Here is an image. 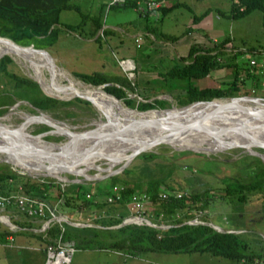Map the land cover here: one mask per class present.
<instances>
[{
    "label": "rangeland",
    "instance_id": "obj_1",
    "mask_svg": "<svg viewBox=\"0 0 264 264\" xmlns=\"http://www.w3.org/2000/svg\"><path fill=\"white\" fill-rule=\"evenodd\" d=\"M71 1L78 5L79 10L62 8L59 11V21L62 25L55 26L59 37L53 44L44 47L52 58L43 52V55L27 56V60L25 61L20 57L10 56L9 53H4L13 59L15 63L14 67L23 74L31 78L40 75L47 79L59 80L63 86H68L66 87L68 89L70 88V92H77V88H75V86H70L68 83L71 78L85 86L101 88L105 83L92 84L90 82H85L71 72L76 71L92 74L89 72L93 70L98 75L105 77L108 81L106 83L116 85L115 82H119L124 85L125 90L123 92H125L127 96L134 98V105L138 100H143V98L138 96V93H140L149 95L147 98L148 100L154 97L161 98L164 101L158 100V102H162L163 105L168 103L164 107H178L181 104L178 103V96H176V94L184 93L187 78L197 87L203 85L217 86L221 83H219L218 79L214 76L217 71L216 66L208 72L211 73V76L207 75V77H209L205 82L203 80L201 81V79L196 80V76L194 75L190 77L173 76L167 80L161 79L160 76L165 74L164 71L169 64H182V59L175 56V53L172 52L175 50V48H173L175 41L186 40L189 43L187 47L189 49L191 44L193 45L192 47H198L194 43L195 39H193L196 37L197 33L201 34L200 39L204 37L209 39L210 42L212 38L215 37L219 42L226 41L229 45L228 49L236 50L238 63H243L244 65L249 64L248 60L252 54L255 53L257 56L264 54V0H248L242 3H239L238 0H174L177 3L174 4L171 9L166 8L164 13L161 11H158L156 14L151 12L148 13L146 17L143 14H146L149 9L141 11L146 13H141L139 10H136L135 5L139 0H127L128 4L120 3V5H109V7L104 4L103 0ZM128 1L134 3V8H132V5ZM250 2L254 4L252 7L247 8L246 12L239 14L230 12L233 5L235 7V12L238 10V7H245L249 5ZM98 11H100V26H115V28H110L111 32L105 31V35H100L98 38L99 41L93 39V36L87 37V34L83 36L89 24V19L84 14H82L84 17L80 14H97ZM76 22L80 24L77 29H73V26H63V24H74ZM79 31H82L81 34H79ZM0 36L2 37L4 35ZM150 43H157L158 46H149ZM160 51L161 53H159ZM200 53L201 50L199 54ZM208 55L212 54L208 53ZM220 55L218 59L219 62H222L225 58L222 53ZM126 57L131 58L132 64H134L131 68H127V71H125L124 65L122 66L124 61H122V64L120 63V59H125ZM185 57L184 59H187L189 56ZM189 59H191V57ZM27 62L37 65L30 67V64L28 63V65ZM224 68L225 67L221 69V72L226 70ZM246 69L241 73L244 74V84L243 86L241 84V87H243L246 92L250 93L245 95L258 96V100L261 101H254L256 105L250 106L254 109L264 110L263 82L259 78L253 82L251 80V75H249L251 73L246 75ZM67 74L70 78L67 77ZM222 79L223 78H221V80ZM131 83L135 84L132 85ZM252 85H254V93L250 90ZM135 92L138 93L136 94ZM238 95L242 94L238 92V94L234 96ZM215 98L230 100L227 96ZM118 99L126 105L122 98ZM245 101L253 102L251 99H245ZM89 102L90 104L88 106L90 109L77 103V105H71L74 112L65 116L58 112L44 111L37 108L33 109L30 108L28 104H19L18 101H16L10 104L7 110H5L7 113L0 115V120L8 124L10 130H16L18 133L13 134L4 130L2 131L3 133L0 134V138L4 140H19L26 143L28 140L22 139H32L36 142L43 139L42 141L48 143H61L66 139V136L62 134V129H60L58 133H56V131H53V133L45 132L44 135H35V133L52 128L48 125L49 122L63 125V127L73 131H80L92 127L96 121H99V118L103 117L104 114H108V107L110 106L94 103L93 101ZM111 102L116 103L115 105H111V107L118 106L121 108V106L117 105L119 104L118 101ZM205 104L206 103H196L186 110L196 109ZM130 108L137 109L135 106ZM121 109L126 111L123 108ZM98 113L102 116L100 117ZM32 115H44L49 119H26L21 121L22 117H29ZM105 117L107 118V116L104 115L103 118L106 119ZM40 123L47 124L49 128L43 130L39 129V127L43 125ZM0 126H2L1 123ZM242 148L243 147L240 146H230L219 149V151L212 150L213 153L209 152L211 150H203L205 153L202 152L198 155L192 152L199 151L188 148L177 149L168 143L160 142L148 149L158 153V156L149 159L140 155V152H142L140 151L128 159L125 165L122 166V168L127 166L131 167L134 169L133 171L121 172L122 168H120V165L125 160L120 159L109 168L114 171L111 174L104 175L106 173L105 170L88 168L86 172L88 175L90 174L91 176L95 175L98 177L89 178V176H87L88 178H84L79 174L62 171L61 174L65 178L62 182H66L71 178H76L78 181H84L85 184H90L91 190L92 187L93 190H100L96 186L99 184L101 187L104 182L110 181V176L112 174L117 173L115 177L117 182L119 181L120 177L118 174L120 173V176L124 179H135L139 175H143L144 178L147 170L140 171V168H143L140 166L145 164L153 171H156L157 163L163 167L174 163L176 166L172 170L169 178H167V183L170 184L173 189L177 190L178 193H181L182 190L187 193H192L207 189L209 198H215L211 199L209 203L206 204L204 211L201 212L196 210V216L188 219V221H204L201 219L203 216H199L202 214L205 215L207 221L217 224L222 228L236 224L240 227L236 230L243 231L245 236L252 241L258 240V237L251 233V231H256L264 240L259 233V231L264 232V216L261 211L264 198L260 196L258 189H255L254 192L247 195V198L243 201H237L234 197L233 199H229L219 196L222 191V180L225 177H233L245 181L261 180L259 174L252 172L255 169L253 170L249 164L257 162L255 159L258 157L264 163V158ZM130 150L129 148L120 150L116 148L114 151L111 150V152L106 153L107 156H111L110 158H105V156H103L102 158L99 157L94 162L102 169H105L108 166V162L115 160L116 157H126ZM181 150H191V152L178 154L177 151ZM259 151L264 152V150ZM244 155L247 158L244 159ZM94 157V154L89 156V158ZM4 163H7V166H10L13 170L21 174L25 173L32 176L41 175L58 180L52 174L42 175L40 172L35 173L32 170H24L12 162L5 160L0 153V165L3 166ZM92 163L93 162H89L88 164ZM57 164H60V162H55V165ZM79 167H83V165ZM250 169H252V171H250ZM247 171L252 173L248 174L246 173ZM94 181L97 182L95 185L92 184ZM219 188H221V190H219ZM142 194H144V192H142ZM129 204L130 202L127 203L128 208ZM123 206L124 208L121 206V212L126 209L125 211L129 214L130 209H127L126 203L123 204ZM141 206L144 216L148 219L153 218L151 217L153 213V204L145 198ZM53 210L56 214L62 215L61 211L57 209ZM125 211L124 213H126ZM67 214L68 212L64 214L66 218L61 221L63 226L64 224H71L72 226L78 227L85 224L94 227L92 223L96 214L91 210H73L69 214L72 218H68L69 216ZM127 216H125V218ZM66 219L84 224H72ZM101 221L102 220H100V222ZM144 224L151 225V223L147 222H144ZM154 224L159 225V228H166L169 225L163 222H154ZM154 224L152 225L154 226ZM92 234L93 230L90 228L88 233H85L88 237H86L84 241L87 242L82 241L81 246L78 244L75 245L72 242L65 243L68 244L67 246L71 247L66 264H264V255L254 261L252 259L253 262H247L242 259L237 260L221 255H214L207 251L196 250L191 253L193 257L186 260L185 256L190 254L191 251L167 252L144 249L133 250L126 247H92L93 245L99 244L98 242L101 241L98 238L93 239ZM40 236L42 238L34 234H28V240L20 242L17 239H6L0 235V264H41L42 260L44 262L45 242L43 236ZM55 246L52 247L58 250L63 245L58 243ZM254 248H256V245H253V249ZM147 256L152 257L151 260L145 259Z\"/></svg>",
    "mask_w": 264,
    "mask_h": 264
},
{
    "label": "trees",
    "instance_id": "obj_2",
    "mask_svg": "<svg viewBox=\"0 0 264 264\" xmlns=\"http://www.w3.org/2000/svg\"><path fill=\"white\" fill-rule=\"evenodd\" d=\"M243 1L248 0H238L239 3ZM128 2L134 5L132 1ZM125 3L128 4L127 0H124L122 4ZM253 4L254 3L250 2V4L245 7H238V10L235 12V7L233 5L230 12H233V14L244 13L247 8L252 7ZM62 8L79 10L78 5L71 0H0V35L7 36L21 45L31 44L34 47L41 48L51 45L58 38V31L55 26L62 25L59 21V11ZM158 8H160L163 13L166 9L163 4L159 5ZM80 14H84L89 19V24L83 36H85V34L88 36L94 35L101 25L100 11H98L97 14ZM84 15H82V17H84ZM78 22L74 24H63V26H73V29H77L80 26ZM105 31L104 29L103 34ZM81 32L82 31H79V34H81ZM95 38L98 39L99 35H96ZM2 41L3 43H0V114H3L9 105L16 101H18L19 104H28V106L33 109L37 108L44 111L58 112L65 116L74 112L71 105H77V103L89 109V101L106 106L116 104L111 102L115 100L100 98L99 95L110 98H114L111 96L114 95L116 98H122L127 106H135L137 109L141 110L153 108L154 106L164 107L168 104L163 105L162 102H158V100L164 101L158 97L148 100L147 98L149 95L137 92L138 96L143 98V100H138L134 105V98L127 96L126 93L123 92L125 90L124 85L119 82H115L116 85L106 83L108 82L106 78L102 75H98L94 71L89 72L92 74L76 71L71 72L85 82H90L92 84L105 83L101 88L95 89L85 86L80 82L72 80V78L69 79L68 82L70 86H75V88H77V92L88 96L89 101L79 96L61 99L45 94L36 82V80H41L39 78L40 75L33 77L34 80L28 75L23 74L14 67L15 63L10 57L13 55L26 61V56L43 55V52L23 49L25 56L22 50L19 47H14L10 41L0 39V42ZM192 46L193 45H191L188 50V56H190L191 59L187 63H173L170 68L164 72L165 74L160 76L161 79L167 80L173 76H203L215 66L229 64L232 66L233 77L231 80L222 82L217 86L206 85L200 87L192 84L188 80L189 78H187L184 93L176 94L179 104H187L194 100H208L213 97L233 96L238 94V92L244 95L250 94L241 87V84L242 86L244 84V74L241 73L246 68V75L251 73L249 75H251V80L253 82L257 79L250 64L244 65L236 61H227V59L219 62L216 55H208L206 52H201L199 54L197 52L198 49ZM14 52L18 55L16 56ZM4 53H9L10 56ZM40 84L46 92L57 94L61 97L72 95L60 86L45 82H40ZM131 84L134 85L135 83ZM250 90L254 93V85L251 86ZM107 92L109 94L111 93V95ZM248 104L256 105L253 102H249ZM117 105L128 110L130 109L124 105L122 101H119ZM40 124H43L39 127L41 130L49 128L45 123ZM59 131L60 129H58L56 133ZM42 140L43 139L39 141ZM256 149L264 150L262 147H257ZM183 152H191V150L177 151L178 154ZM192 153L200 155L202 152ZM140 155L151 159L159 154L148 150L140 152ZM245 158L247 157L244 155V159ZM255 160H257V162L249 164L250 167L255 170L252 171V169H250V171L259 174L261 180L245 181L233 177H225L222 180V191L219 196L229 199H233L234 197L237 201H243L247 198V195L254 192L255 189H258L260 196L264 198V163L259 157ZM175 166L176 164L171 163L163 167L157 163L156 171H153L148 165L144 164L140 166L143 167L140 168V171L147 170L144 178L143 175H139L135 179H124L120 176V173L118 174L120 178L117 182L115 179L116 173L112 174L110 176V181L104 182L101 187L99 184L96 186L100 190H93V187L91 190L90 184H85L84 181L72 180L70 177V180L62 182L47 176L21 174L13 170L10 166H7V163H4L3 166L0 165V194L21 193L37 201H42L46 206L44 209V218L49 216L48 208H52L53 206V209H57L61 212H65L66 210L80 211L82 209L95 212L96 216L94 217L93 223L97 225H93L94 227H91L92 225L76 227L71 224H64L63 226L61 222L58 223L51 219L49 220L48 226L43 230H20V232H27L38 237L42 235L45 242L44 248H46V245L52 247L58 243L64 245L66 242H72L75 245L78 244L81 246L82 241L88 237L85 233H88L91 228L93 230V239L98 238L101 240L98 242L99 244L93 245L92 247H126L133 250L144 249L167 252L198 250L237 260L242 259L247 262H253L264 255V240L256 231H251V233L256 235L258 240L252 241L245 236L243 231H221L212 227L207 223L205 215L202 214L199 216H203L201 219L204 221L186 222L188 219L196 216V210L201 212L204 211L206 204L209 203L211 199L215 198H209L207 189L192 193H187L182 190L181 193H178L177 190L173 189V187L167 183V178H169ZM131 170L133 171L134 169L127 166L122 168L121 172H130ZM250 171L246 173H252ZM96 183L97 182L94 181L92 184L95 185ZM114 185H116L115 189L112 187ZM219 190H221V188H219ZM135 192H144L146 199L153 204V213L151 215L153 218H150L151 221L169 224L166 228H159L144 223L135 224L132 222L112 227V225L121 222L125 216L128 215V212L125 211L126 209L121 212V206L124 208L123 204L125 203L127 206L131 194ZM162 192L165 193V196L161 195ZM109 194L113 196L112 200H107ZM115 194H118L119 197H115ZM127 209H129L128 206ZM124 211L126 213H124ZM261 211L264 216V201L261 205ZM100 220L102 221L100 222ZM40 224L38 227H40ZM232 225L233 226L228 225L225 229L240 228L236 224ZM253 245H256V248L253 249Z\"/></svg>",
    "mask_w": 264,
    "mask_h": 264
},
{
    "label": "bare ground",
    "instance_id": "obj_3",
    "mask_svg": "<svg viewBox=\"0 0 264 264\" xmlns=\"http://www.w3.org/2000/svg\"><path fill=\"white\" fill-rule=\"evenodd\" d=\"M0 39H6L10 41L14 47H19L22 52L24 53L23 49H29V48H22L20 46L15 45L8 37L2 36ZM0 43H3L0 42ZM1 49V48H0ZM32 50V49H30ZM36 51V50H33ZM3 52V51H2ZM15 55L17 56L18 54L14 52ZM25 55V53H24ZM26 56V55H25ZM27 57V56H26ZM122 61L123 64H122ZM121 64L122 66L127 69L132 67V61L131 60H122ZM28 64V63H27ZM30 64V65H29ZM29 66H35L37 64H33L29 62ZM58 72H63V71H58ZM70 78V76H67ZM41 80H37L39 83L40 82H45L51 85H57L63 88L66 92L70 93L73 95V93L76 92H69L70 88H66L68 86H63L59 80H52V79H47L43 76H39ZM59 83V84H58ZM41 85V84H40ZM62 85V86H61ZM42 87V86H41ZM93 88H99V87H93ZM68 91H67V90ZM109 94V93H108ZM111 95V94H109ZM113 96V95H111ZM100 98H106V99H113L115 101H120L118 98L113 96L114 98L110 97H105L99 95ZM261 102L260 100H257ZM227 100H221L215 98L214 101L211 102H195L191 103L188 106L184 108H177V107H172L169 110H166V114L163 113L165 111L161 110H146V111H136L133 108H130L129 110L122 107L126 111L122 110L120 107H108L109 112L108 114H104L107 116V121L108 124L104 125V128H108L110 126H118L126 121H128L131 118H138V117H146V118H153V117H161L162 120H167L168 122L171 121L172 124H178L182 122H187L191 119L194 118H201V122L203 125H206L205 128H200V129H189L185 130L182 132H176L175 134H171L169 136H164L163 142L170 144L174 148H185V147H192L194 148V151H199V152H204L203 150H211L209 152L213 153L212 150L219 151V149L222 148H227L230 146H227L226 142H231V146H240L243 147L242 149L246 148L248 150H251L253 152L250 153H260L261 158H264V152H261L255 148V146H249L248 144L253 140V139H258V140H264V115L263 117H257L255 116L256 113H264V110L260 109H254L250 105H248L249 102H246L245 99H239L236 102L233 101H228L227 104L225 103ZM263 102V101H262ZM196 103H206L205 105L198 107L196 109H190L186 110L189 107L193 106ZM254 103V101H253ZM223 104V105H222ZM104 107V106H103ZM5 113V112H4ZM99 116L101 117L102 115L98 113ZM2 115V114H0ZM97 115V114H96ZM103 115V117H104ZM98 116V117H99ZM1 117V116H0ZM103 117L99 118V121L97 123H105L106 119ZM26 119H36V120H45L49 119L45 117L44 115H32L29 117H22L21 121H24ZM0 123L2 124V128H4L5 131H10L8 128L9 125L6 124L4 121L0 120ZM19 123V122H18ZM110 124V125H109ZM207 127H225V128H230L234 131H229V132H212L210 131L209 128ZM103 128V129H104ZM168 126H158L155 129H150L146 133L138 134V136L147 138L149 136H158L165 132L167 130ZM1 130L0 131H4ZM104 138V135H103ZM141 138V139H143ZM123 140L118 139V138H112V139H99V137H88L86 138L85 141L78 140L74 142L73 145L68 144V147L70 150L68 152L70 154L73 153H78V150L81 148H86L82 150V152H88L90 149H95L98 153H94L95 157L94 158H89L86 157V159L82 163H71L68 162L70 156H67L65 154L60 155V156H47L46 158L40 156H36L35 154L32 153H14V152H2L0 150V153L3 155V157L9 161H11L13 164L23 168L24 170H32L35 173H48L52 174L55 176H60L62 175L61 172L62 170L60 169V166L55 165V162H60V164H64L65 169H68L69 171L73 172L74 174H84L86 176H89V178H93L90 174L88 175L87 169L88 168H94L96 163L94 162L97 160L99 157H103L102 153H108L111 152V150H115L116 148L120 149H131L133 150L137 145L138 141L137 140H129V141H124V138L122 137ZM22 140H28V142H21L19 140H4L0 138V142L4 143H19L21 145L31 147V148H41L44 150H50L51 149V144L45 141H39L36 142L32 139H22ZM89 146V147H88ZM72 147V149H71ZM238 148V147H237ZM150 148H147L148 150ZM261 149V148H260ZM246 150V151H248ZM51 152V151H50ZM102 152V153H100ZM208 152V153H209ZM249 152V151H248ZM205 153V152H204ZM211 155V154H210ZM45 159V160H44ZM120 159H126V157H119L111 162H108V168L111 167L112 164L117 162ZM93 162L92 164H88L89 162ZM36 162V164H35ZM67 163V164H66ZM83 167H79L82 166ZM85 165V166H84ZM79 167V168H77ZM64 171V170H63ZM63 255H58L57 259L60 260Z\"/></svg>",
    "mask_w": 264,
    "mask_h": 264
},
{
    "label": "water",
    "instance_id": "obj_4",
    "mask_svg": "<svg viewBox=\"0 0 264 264\" xmlns=\"http://www.w3.org/2000/svg\"><path fill=\"white\" fill-rule=\"evenodd\" d=\"M11 41L15 45L20 46L22 48H29V49L36 50V51H42L45 54H47L50 58H52V56L44 48L34 47L31 44L21 45V44H18L16 42H14L13 40H11ZM36 82L38 83L40 89L45 94H48V95H51V96H54V97H57V98L67 99V98H70L72 96H79V97L87 99V100L89 98L88 96H86L84 94H81L79 92H76L73 95L65 96V97L58 96L57 94H51L49 92H46L40 86V83L37 80H36ZM227 97L230 99V100H227V102L228 101L236 102L239 99H246V100L251 99L253 101H257L258 98H259L258 96L244 95V94L238 95V96H234V95L233 96H227ZM214 99H215V97H213L211 99H208V100H194V101H191V102H189L187 104L180 105L177 108H184V107L188 106L189 104L195 103V102H211V101H214ZM227 102L225 103V105L227 104ZM172 107H174V106H171V107H153V108H148V109H144V110H141V109H135V110L139 111V112L146 111V110H151V109H153V110H161V111H165L163 113L166 114V112H167L166 110H169ZM263 115H264V113L261 112V113H256L255 116L263 117ZM201 121H202L201 118H194V119H191V120H189L187 122H182V123H178V124H172L171 121L168 122L167 120H162L161 117H153V118L152 117L151 118L138 117V118H131L128 121H126V122H124V123H122V124H120L118 126H114V127H111V128L109 126L108 128H104L103 126L108 124V121H107V118H106V122L105 123H97V121H96L95 124L92 127L86 128V129H83V130H80V131H73V130H70L69 128L63 127V125H59V124L54 123V122H49L48 125H50L52 128H50V129H48L46 131L35 133V135H44L45 132L53 133V131H57L58 129H62L63 130L62 134H64L66 136V139L63 142H61V143L49 142L51 144V149L50 150H44V149H41V148H31V147H27V146L21 145V144H19L17 142H15V143L0 142V150L2 152L4 151L6 153H9V152H14V153H19V154L32 153V154H35L38 157L42 156L44 158H46L47 156H60V155L65 154L67 156H70L68 162H71V163H82L86 159V157H88L90 154H94V153H98V152L95 149H93V150L90 149V151H88V152H82V150L86 149L84 147V148L79 149L78 153L70 154L68 152V150H70L69 147H68V144L73 145L75 140L76 141H78V140L85 141L86 138L93 137V136L99 137V139L118 138V139L123 140L122 139V137H123L124 141L137 140L139 142L138 145L133 150H130V152L127 154L125 161L120 165V168H122V166L125 165L126 161L128 159H130L132 156H134L136 153H138L140 151H144L147 148L152 147L153 145H156V144H158L160 142L165 141L164 140V136H169L171 134H175L176 132H182V131L189 130V129L205 128L206 125H203ZM158 126H168V128H167V130H165V132H163L162 134H160L158 136L154 135V136H149L147 138H143L141 136L140 137L138 136V134L146 133L150 129H155ZM207 128H209L210 131H212V132H218V133H221V132L224 133L225 131L226 132L234 131V130H232L230 128H225V127H211V128L207 127ZM0 129L4 130V128H2L1 126H0ZM8 132L9 133H13V134L18 133L16 130H10ZM234 132H236V130ZM2 133L3 132L0 131V134H2ZM103 135H104V138H103ZM141 138H143V139H141ZM226 143H230V144H226L227 146L234 145V144H231V142H226ZM249 146H262V147H264V140L253 139L248 144V147ZM185 148L194 150V148H192V147H185ZM71 149H72V147H71ZM246 150H248V149L246 148ZM248 151L249 152H253L251 150H248ZM100 153H102V152H100ZM254 154L259 155L261 157L260 153H255L254 152ZM102 156H105V158H110L111 157V156H107L106 153H102ZM5 160H7V159H5ZM7 161H9V160H7ZM57 166H60V169L62 171L64 170V171L71 172L68 169H65L63 163L62 164H57ZM94 168H96L97 170H105L106 173L104 175H108V174H111V173L114 172L113 170H110L108 168V166L105 169H102L101 167H99L98 164H96L94 166ZM41 174L45 175V174H48V173H41ZM80 175L82 177H84V178H88L83 173L80 174ZM55 177L58 180H60V181H64V179H65L64 176H62V175L55 176ZM93 177H98V176L94 175ZM72 180H77V179L76 178H72ZM127 222H128L127 220H122L121 222L112 225V227H115V226H118L120 224L127 223ZM186 222H190V221L187 220ZM72 223H74V222H72ZM207 223L210 224L212 227H214V228H216L218 230H221V231H239V230H236V229H225V228H222V227L218 226L217 224H214V223H212L210 221H207ZM74 224H78V223H74ZM154 226L158 227L159 225H155L154 224ZM259 233L264 238V232H262V231L260 232L259 231Z\"/></svg>",
    "mask_w": 264,
    "mask_h": 264
},
{
    "label": "crops",
    "instance_id": "obj_5",
    "mask_svg": "<svg viewBox=\"0 0 264 264\" xmlns=\"http://www.w3.org/2000/svg\"><path fill=\"white\" fill-rule=\"evenodd\" d=\"M103 1H104V4L107 5L108 7H109V5H120V3L122 4L124 2V0H103ZM139 1H141V0H139ZM152 1H162L163 5L167 9H171V7L177 3L174 0H152ZM135 6H137V4ZM132 8H134V5H132ZM136 10L138 11L137 7H136ZM158 11H161V9L158 8V6H157V7H153L151 9H149L147 11V13L141 12V11L140 12L146 13V14H143L146 17L148 13L152 12V13L156 14ZM110 28H115V26H111V27L107 26V25L100 26V28H98L96 30L95 34L92 35L93 39L99 41L97 38H95V36L96 35H99V36L105 35V33L103 34L104 29L107 32H111ZM79 36H81V35H79ZM58 37H59V35H58ZM88 37H91V36H88ZM200 37H201V34L197 33L196 37L193 38V39H195V41H194L195 45L198 46L197 47L198 53L201 50V52H206V53L216 55L217 58H219V55L222 53L225 60L227 59V61L230 60V61L238 62V55L236 54L237 53L236 50L228 49L229 45L227 44L226 41L219 42L217 38L213 37L212 41L210 42L209 39H206L204 37H203V39H200ZM174 43H175V45L173 44V48H175V50L172 52L175 53V56L182 59L181 60L182 63H187L190 60L189 59L190 56L187 59H184V58H186L185 56H188V50L189 49L187 47L189 46V43L186 40L185 41H183V40L175 41ZM149 46H158V44L157 43H150ZM200 47H201V49H200ZM159 53H161V51ZM250 58H256V61L258 63L264 62L263 61L264 60V54L257 56L254 53L250 56ZM250 58H249V60H250ZM121 60H132V59L129 57H126L125 59L121 58L120 61ZM249 60H248V62H249ZM172 64H169V66L166 68V70H168ZM132 65L134 66V64H132ZM223 67H225L224 69H226V70L224 72H221V69ZM250 67H252L253 72H256V73H254L255 77L261 79L263 82L262 85H264V64H262V65H259V64L258 65H251ZM214 68H212V69H214ZM212 69H210V70H212ZM216 70L217 71H216V74H214V76L216 79H218L219 83L227 82V81L231 80L233 77L232 66H230V64L225 65V66H218V67H216ZM125 71H127V70L125 69ZM91 72H93V70ZM157 73H158V71H157ZM207 75L211 76V73H206L204 76H198V77L196 76V80L201 79V81L203 80L205 82L206 79H208V77H209V76L207 77ZM217 75H218V78H217ZM221 78H223V79L221 80ZM203 86H206V85H203ZM66 211H65V213L61 212V214L64 216V214H66L68 212V214H67L69 216L68 218H72L69 215L71 213V211H67V212ZM129 212H130V210H129ZM64 218H66V217L64 216ZM66 220L69 221V223H72V222L76 223L75 221H73L71 219L70 220L66 219ZM40 222H41V220L39 218L30 217V216L26 215L25 213L18 210L15 207V205L8 206V207L0 206V235L3 238H6V239L10 238L11 240L17 239L20 242H25L26 240H28L27 236L30 233L20 232V230L39 231L38 225L40 224ZM74 223H72V224H74ZM78 224H84V223H78ZM87 224H89V223H87ZM92 224L95 225L94 223H92ZM30 235H32V234H30ZM191 253H193V251H191L190 254H187V256H185L186 260H189L191 257H193L192 256L193 254H191ZM151 258L152 257H149V256L145 257V259H148V260L149 259L151 260ZM42 262H43V260H42ZM42 262H41V264H42Z\"/></svg>",
    "mask_w": 264,
    "mask_h": 264
},
{
    "label": "built area",
    "instance_id": "obj_6",
    "mask_svg": "<svg viewBox=\"0 0 264 264\" xmlns=\"http://www.w3.org/2000/svg\"><path fill=\"white\" fill-rule=\"evenodd\" d=\"M163 4L162 1H152V0H141L137 2V9L140 11H143L144 9H151L153 7H157L159 5ZM122 61V60H121ZM120 61V62H121ZM264 61V60H263ZM250 65H262V63H258L256 61V58H250L249 60ZM113 189L116 188V185L112 186ZM115 192V191H114ZM116 193V192H115ZM162 196H165V193H161ZM115 197H119L118 194H115ZM113 196L108 195L107 200H112ZM145 194L141 193H133L130 196V204L129 209L130 212L126 218L123 220L132 221L135 223H151L154 224L151 220H149L146 216H144V212L141 209V203L145 199ZM15 205V207L20 210L21 212L25 213L28 216H35L39 217L41 221L39 230H43L46 228L49 224V220H56L58 222L63 221L64 216L58 215L54 212L53 207L48 208L49 216L45 217V205L42 201H37L31 197H28L24 194L19 193H11L2 195L0 194V206H12ZM68 244H64L61 246L58 250H56L55 247L47 246L45 248V260L43 264H66V261L68 260V255L71 247L67 246ZM66 248V249H65ZM65 249V251H64ZM63 255L60 260L57 259L58 255Z\"/></svg>",
    "mask_w": 264,
    "mask_h": 264
}]
</instances>
